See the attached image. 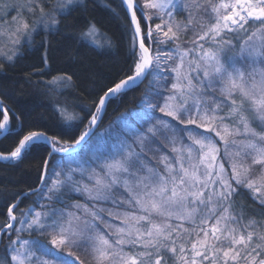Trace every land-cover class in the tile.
<instances>
[{"label":"snow or ice","instance_id":"obj_1","mask_svg":"<svg viewBox=\"0 0 264 264\" xmlns=\"http://www.w3.org/2000/svg\"><path fill=\"white\" fill-rule=\"evenodd\" d=\"M84 4L0 0V72L25 48L40 47L43 68L26 79L48 75V37L76 27L66 18ZM108 7L126 27L128 69L93 90L102 95L86 129L72 140L30 130L0 152V160L18 161L48 148L39 185L4 201L0 264H264V0ZM79 38L111 47L94 22ZM74 76L61 70L33 83L75 91ZM145 80L136 109L95 134L107 103ZM55 110L65 121H83L68 113L67 100ZM10 112L16 116L0 99V134H15ZM72 194L83 201L69 203Z\"/></svg>","mask_w":264,"mask_h":264},{"label":"trees","instance_id":"obj_2","mask_svg":"<svg viewBox=\"0 0 264 264\" xmlns=\"http://www.w3.org/2000/svg\"><path fill=\"white\" fill-rule=\"evenodd\" d=\"M118 2L119 0H85L83 7L77 8L72 16L66 18L74 22L76 27L62 29V32L68 33L67 35L57 34L48 37L51 41L49 49L51 71L44 69L48 75L43 77L32 75L26 79L34 69L43 68L39 61L44 49L40 47L35 50L25 48L23 56L14 64L5 63L4 71L0 72V99L16 113V116L9 113L10 127L15 130V134H4L0 138V152L5 154L10 152L18 140L30 130L45 131L49 136L72 140L86 129L91 111L95 110L91 107L92 101L98 100V96L102 95V92L93 90L104 84L112 86V82H118L128 69L129 37L126 34V27L123 19L108 7L111 5L115 8ZM73 17L76 18L75 21ZM89 22H94L103 36L111 41V47L97 49L79 38V32ZM43 36V32L36 35V41L39 42ZM182 38L185 39L184 46L187 47L189 39L185 36ZM61 70L75 72L74 80L78 84L75 91L71 88L47 91L42 84L33 83L37 80H48ZM145 84L147 80L139 88L128 91L119 100L113 99L107 103L103 118L94 133L98 134L101 130L105 132L121 113L136 109ZM58 100L61 103L67 100L68 113L82 117L83 121L62 119L55 110ZM17 116L20 117L19 120ZM47 153V146H41L18 161H0V224L7 222L5 199L11 203L10 194L27 191L39 185V175ZM65 199L69 203L83 201L79 194L65 196ZM31 203V197L24 199L17 213ZM4 240L6 242V235Z\"/></svg>","mask_w":264,"mask_h":264},{"label":"rangeland","instance_id":"obj_3","mask_svg":"<svg viewBox=\"0 0 264 264\" xmlns=\"http://www.w3.org/2000/svg\"><path fill=\"white\" fill-rule=\"evenodd\" d=\"M179 17H182V14L181 13H177L176 19H179ZM156 22H159V21H154V23H156ZM100 33H102V32L100 31ZM192 36H193L192 32H189L187 35H185V37H187L189 40L192 39ZM182 39L185 41L184 38H182ZM92 46L96 47L97 49H104L105 48V46H102V47H97L95 45H92ZM169 47H171V45H169ZM103 133H104V131L101 130V131H98V134L97 135H102Z\"/></svg>","mask_w":264,"mask_h":264},{"label":"water","instance_id":"obj_4","mask_svg":"<svg viewBox=\"0 0 264 264\" xmlns=\"http://www.w3.org/2000/svg\"><path fill=\"white\" fill-rule=\"evenodd\" d=\"M103 115H104V112L102 113V118H103ZM101 120H102V119H100L99 122H100ZM99 122H98V124H99ZM98 124H97V125H98ZM97 125L95 126L94 131L96 130ZM3 135H4V134H0V138H1ZM59 155H64V154H59ZM0 161L5 162L4 160H0ZM39 183H40V182H39Z\"/></svg>","mask_w":264,"mask_h":264},{"label":"bare ground","instance_id":"obj_5","mask_svg":"<svg viewBox=\"0 0 264 264\" xmlns=\"http://www.w3.org/2000/svg\"><path fill=\"white\" fill-rule=\"evenodd\" d=\"M100 122H101V121H100ZM100 122H99V124H100ZM99 124H98V125H99ZM98 125H97V127H98Z\"/></svg>","mask_w":264,"mask_h":264}]
</instances>
